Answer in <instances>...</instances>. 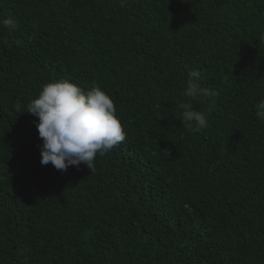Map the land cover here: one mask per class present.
Returning a JSON list of instances; mask_svg holds the SVG:
<instances>
[{
    "label": "trees",
    "instance_id": "trees-1",
    "mask_svg": "<svg viewBox=\"0 0 264 264\" xmlns=\"http://www.w3.org/2000/svg\"><path fill=\"white\" fill-rule=\"evenodd\" d=\"M8 17L0 264H264V0H0ZM190 70L217 93L199 132L181 122ZM63 79L98 84L126 132L92 171L40 163L26 105Z\"/></svg>",
    "mask_w": 264,
    "mask_h": 264
},
{
    "label": "clouds",
    "instance_id": "clouds-1",
    "mask_svg": "<svg viewBox=\"0 0 264 264\" xmlns=\"http://www.w3.org/2000/svg\"><path fill=\"white\" fill-rule=\"evenodd\" d=\"M0 25L9 30L16 27L12 17L0 19ZM264 43V33L259 36ZM19 43V41H17ZM199 70H190L182 95L188 100L179 104L181 122L186 129L199 132L208 127V115L215 107L210 98L217 93L201 85ZM209 98L207 112L194 108L192 101ZM27 113L37 117L35 126L42 140V165L51 163L55 169L66 171L69 166L79 168L81 163L91 171L97 156L106 154L126 139L116 115L114 101L98 84L85 91L67 79L41 86L38 95L26 105ZM21 112V104H15ZM257 119L264 120V98L255 105Z\"/></svg>",
    "mask_w": 264,
    "mask_h": 264
}]
</instances>
